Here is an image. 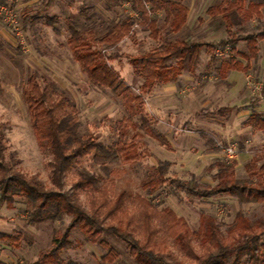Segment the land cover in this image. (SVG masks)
Listing matches in <instances>:
<instances>
[{"label":"rangeland","instance_id":"rangeland-1","mask_svg":"<svg viewBox=\"0 0 264 264\" xmlns=\"http://www.w3.org/2000/svg\"><path fill=\"white\" fill-rule=\"evenodd\" d=\"M5 1L4 8L0 6V134L6 147L4 161L7 165L46 190L77 194L79 203L89 214L88 193L98 189L109 192L114 199L126 194L129 197L126 203L131 210V199L135 196L152 199L159 210H172L195 231L201 227L202 216H212L225 237L240 212L252 220L264 218V203L240 204L236 198L227 195L202 198L168 183L154 193L143 186L155 177L156 168L163 166L167 168V178L182 183L192 181L201 191L211 188L215 185L216 163L226 161L223 154L214 151V148L223 144H236L239 155L248 153L256 158L258 167L264 164V132L256 133L245 126L254 109L264 111V104H259V100L264 102L261 92L264 83V40L259 43L257 60L247 61L239 56V53L248 54L246 43H240L236 53H230V48L218 52L226 57H236L248 68L236 75L232 84L222 79L216 70L207 67L208 59L203 53V63L196 73L193 76L185 74L175 83L173 91L170 86H158L150 93L142 94L139 91L142 80L134 74L131 59H139L159 44L152 38L151 30L139 22L135 24L130 35L109 51L110 54H117L110 64L135 95L141 94L134 108L143 103V112L154 120L151 128L166 140L163 144L150 132L139 133L133 126H127L126 121L123 122L128 114L122 100L110 90L100 89L89 82L68 45L67 19L75 22L79 30H92L102 37L127 16L141 20L136 0ZM237 1L184 0L189 10L187 24L175 33L160 13L159 38L174 40L190 34L196 41L204 43L225 39L228 37L227 20L222 15H210L208 10ZM241 1L244 9L251 2ZM227 16L235 33H256L264 29V9L261 20L256 16L247 19L236 9ZM32 76H36L42 84L53 83L59 92L71 99L80 124V135L96 137L98 142L110 147L124 130L129 140L139 134L137 138L141 142V150H146L144 159L131 164L110 159L104 164L100 158L86 157L66 174L62 189H57L51 181V157L39 148L22 98ZM236 86L239 89L237 99L244 100L239 104V115L235 114L237 107L229 112L223 110L230 108L232 91ZM212 143L215 147H211ZM221 149L223 151V146ZM234 163L237 178H247L246 159ZM80 173L99 178V183L90 191L76 189ZM17 201L15 208L4 206L0 212V233L16 239L15 243L0 239V262L31 264L42 251L52 248L55 234L59 233L60 238L63 236L72 218L65 216L58 221L32 225L28 221L32 206L24 199L18 198ZM131 212L139 221L138 211ZM106 224H111L110 220H106ZM160 235L163 237L164 232ZM102 239L118 253L113 264H137L129 254L127 243L110 234H104ZM71 240L74 247L63 253V264H112L103 261L109 248L100 242H90L79 230L72 231ZM193 244L197 254L202 255L199 242ZM166 248L163 254L170 257L172 264H193L173 240H168Z\"/></svg>","mask_w":264,"mask_h":264},{"label":"trees","instance_id":"trees-1","mask_svg":"<svg viewBox=\"0 0 264 264\" xmlns=\"http://www.w3.org/2000/svg\"><path fill=\"white\" fill-rule=\"evenodd\" d=\"M136 3L141 20L127 16L102 37H98L92 30H79L75 22L67 19L68 45L89 82L100 89L110 90L122 100L128 114L123 122L126 121L127 126H133L139 133L150 132L165 144V138L151 128L154 120L143 112V103L139 108H134V103L141 94L135 95L133 89L111 66L110 62L117 58V54H110L109 51L130 35L135 24L139 22L151 30L152 38L159 44L139 59H131L134 74L142 80L139 88L142 94H148L158 86L177 83L185 74L196 73L203 63V53H206L208 58L207 66L225 79L231 71H247L248 68L236 57H226L218 52L230 48V53H236L237 46L246 43L248 54L239 53V56L247 61L257 60L260 53L259 43L264 40V29L256 33L233 32L227 13L236 9L247 19L256 16L261 20L264 0H251L247 9H244L241 0L210 8V15H222L227 20L228 37L208 43L196 41L190 34L174 40L159 38L160 13L169 23L170 30L175 33H179L187 24L189 10L184 0H136ZM44 83L32 76L23 90L22 98L39 148L51 157V181L57 189H62L66 174L86 157L100 158L104 164L110 159L130 164L144 159L146 150H141L142 145L137 138L139 134L129 140L124 130L117 142L110 147L98 142L96 137L86 138L80 135V124L71 99L59 92L53 83ZM261 92L264 94V83ZM223 110L231 111L230 108ZM135 116L137 117L134 119ZM248 124L255 130L264 132L262 114L253 113ZM214 145L215 143H212L211 147H215ZM222 146L224 148L227 144L214 148V151L220 152ZM5 150L4 139L0 134V212L4 206L8 209L15 208L17 199L21 198L33 208L28 217L32 225L58 221L65 216L72 218L71 225L63 236L60 238L59 233L55 234L52 248L42 251L31 264H63V253L74 247L71 235L72 231L76 230L84 234L90 242H100L109 248L103 261L112 264L118 253L102 239L104 234L113 235L127 243L129 254L137 264H172L170 257L163 254L167 249L168 240H173L193 264H264V218L252 220L240 212L225 237L212 216H202L201 227L195 231L172 210H159L152 199L135 196L131 199V210L126 203L129 200L126 194L123 193L114 199L109 192L98 189L88 193L89 214L82 208L77 194L46 190L29 180L22 172L13 170L4 161ZM216 168L215 185L203 191L197 190L192 181L182 183L167 178V168L163 166L157 167L155 177L143 186L150 193H154L168 183L190 195L202 198L227 195L236 198L240 204L264 203V164L258 167L256 158L245 165L248 177L244 179L237 178L236 163L219 160ZM79 175L76 189L90 191V188L99 183V178L82 173ZM134 210L140 215L139 221H136L131 212ZM106 220H110L111 224H106ZM162 232L163 237L160 235ZM0 239L16 242L13 236L5 233H0ZM195 241L199 242L202 255L197 254L193 244Z\"/></svg>","mask_w":264,"mask_h":264},{"label":"crops","instance_id":"crops-1","mask_svg":"<svg viewBox=\"0 0 264 264\" xmlns=\"http://www.w3.org/2000/svg\"><path fill=\"white\" fill-rule=\"evenodd\" d=\"M6 1L5 0H0V6H1V8H4V6L6 5ZM208 59V58H207ZM208 67V66H207ZM209 68V67H208ZM242 72H244V71H238V70H235V71H231L228 75H227V77L224 79V80H226V81H228V83H230V84H232V83H234V81H233V79L236 77V75H240V73H242ZM188 75V74H187ZM242 75V74H241ZM184 76V75H183ZM183 76H181L180 78H182ZM188 76H193V74H189ZM179 81H180V79H179ZM178 81V82H179ZM163 86H170V88L172 89V91L175 89V83H169V84H165V85H163ZM162 86V87H163ZM232 92H234L233 93V95H232V99L231 98H229V99H231L230 101H231V106H230V109H231V111H233L232 109H233V107H237V109H236V115H239V111H240V105L239 104H241V103H243V101L244 100H239V99H237V94L236 93H239V89H238V87L236 86V87H234L233 88V91ZM233 97H234V99H233ZM234 103V104H233ZM264 104V102L262 101V100H260V102H259V104ZM253 113H258V114H262L263 116H264V111H260V110H253L252 111V113H251V115L253 114ZM251 115L249 116V118L251 117ZM249 118H248V120L245 122V126L246 127H248V128H250L251 130H253L254 132H261V131H258V130H255L252 126H250L249 124H248V121H249ZM219 153H222L223 154V157H225V155H224V152L223 151H220ZM248 153H240V155H238V158H237V160L236 161H240V159L242 160V158L244 159H246V162L248 163L250 160H252L254 157L253 156H249V155H247ZM246 163V164H247Z\"/></svg>","mask_w":264,"mask_h":264},{"label":"built area","instance_id":"built-area-1","mask_svg":"<svg viewBox=\"0 0 264 264\" xmlns=\"http://www.w3.org/2000/svg\"><path fill=\"white\" fill-rule=\"evenodd\" d=\"M225 158L228 162L234 163L239 155L238 147L236 144L228 145L223 148Z\"/></svg>","mask_w":264,"mask_h":264}]
</instances>
